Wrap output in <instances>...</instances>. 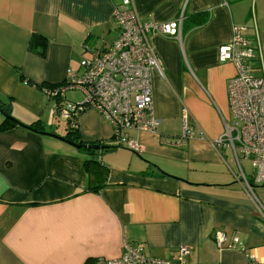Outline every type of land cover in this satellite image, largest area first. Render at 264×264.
<instances>
[{"label":"crops","instance_id":"crops-1","mask_svg":"<svg viewBox=\"0 0 264 264\" xmlns=\"http://www.w3.org/2000/svg\"><path fill=\"white\" fill-rule=\"evenodd\" d=\"M132 1L143 20L183 13L179 40L148 35L161 63L150 73L155 132L128 131L142 147L134 152L89 108L76 116V141L112 147L92 155L18 125L1 131L0 264H85L119 256L124 242L171 260L185 245L184 264H264V214L226 170L222 153L235 163L232 151L212 144L232 122L227 83L235 66L218 60V48L233 26L248 27L262 59L250 72L264 73V0ZM120 2L0 0V101L10 115L46 130L63 101L36 86L60 85L67 69L107 49L119 34ZM34 34L46 38L44 57L29 49ZM183 109L192 136L178 145ZM219 229L236 234L244 251L219 250Z\"/></svg>","mask_w":264,"mask_h":264},{"label":"built area","instance_id":"built-area-1","mask_svg":"<svg viewBox=\"0 0 264 264\" xmlns=\"http://www.w3.org/2000/svg\"><path fill=\"white\" fill-rule=\"evenodd\" d=\"M119 34L113 43L92 59H81L79 70L67 69L63 83L45 89L51 98L63 101L54 104V114L76 129V116L85 109L98 111L111 125L119 146L134 152L142 147L127 135L130 130L154 133L160 119L155 116L152 100L151 70L161 72V63L149 42L150 33L179 40L183 13L171 21L156 23L143 20L132 0H121L114 10ZM248 27L233 26L230 40L218 48V60L235 66V74L227 83V100L232 122L224 124L221 137L212 144L219 150L229 148L237 167L235 174L250 195L258 210L264 214V205L253 194L252 183L264 184V73L253 75L251 65L262 62L258 44L246 33ZM80 91L79 102L65 100L67 91ZM186 109L182 112V132L175 143L182 145L192 136ZM162 142H168L161 137ZM249 160L254 170L249 179L241 165ZM219 250L244 251L240 239L225 229L214 233ZM123 252L116 257L98 259L94 264H184L188 247L178 248L174 259L148 256L143 247L124 242Z\"/></svg>","mask_w":264,"mask_h":264},{"label":"rangeland","instance_id":"rangeland-1","mask_svg":"<svg viewBox=\"0 0 264 264\" xmlns=\"http://www.w3.org/2000/svg\"><path fill=\"white\" fill-rule=\"evenodd\" d=\"M82 98H83V96H82L80 91L70 90V91L66 92V99L68 101H80ZM50 119H51V122L46 124V130L47 131L52 130V131H54L53 133L59 134V135L66 134L69 131V123L67 121L61 119L60 117L53 116L52 114L50 116ZM52 139H54V138H52ZM62 143H63V145H65L66 149H74L73 147L69 146L68 144H66L64 142H62ZM222 154L224 155V159L227 162V163L226 162H223V163H224L228 173L231 174L229 168L233 172L236 173L237 169H236L235 163L232 161L231 152L228 150H226V151L224 150V152ZM227 164H228V166H227ZM241 165L243 167L245 174L248 176V178L253 179L254 170L252 169V167L250 165V161L249 160H242ZM252 185H253V194L260 201V203L262 205H264V185L259 184V183H254V182L252 183Z\"/></svg>","mask_w":264,"mask_h":264},{"label":"trees","instance_id":"trees-1","mask_svg":"<svg viewBox=\"0 0 264 264\" xmlns=\"http://www.w3.org/2000/svg\"><path fill=\"white\" fill-rule=\"evenodd\" d=\"M200 21H197V24H199ZM46 38L43 36V35H40V34H34L30 40V43H29V49L30 51L36 53L37 55L41 56V57H44L45 56V51H46ZM19 77L22 79V80H26L28 81L27 79L24 78V76L22 74L19 75ZM36 86V85H35ZM38 88H41L43 90V88H46V89H52L54 88L55 86L54 85H48V84H42V85H39V86H36ZM0 109L3 110L4 112L9 113V108L7 107V105L3 102L0 101ZM30 126L34 127L35 129H38V130H43V128L41 126H39L36 122L35 123H31L29 124ZM13 126H16V124L9 120V119H4L2 121V123L0 124V132L1 131H4V130H7L9 129L10 127H13ZM70 131H68L64 137H66L67 139L69 140H75L76 141V137H75V129H69ZM77 143H79L78 141H76ZM108 148H112V147H107V146H104L103 149L105 150H108ZM83 152L85 153H88V154H93L95 151L93 150H90V149H82ZM93 164V163H96V160L91 157L90 159H87L84 161V166H85V169L86 170H89L88 168V165L89 164ZM89 190H92V191H97V189H89ZM95 259H89L85 264H94L95 263Z\"/></svg>","mask_w":264,"mask_h":264},{"label":"water","instance_id":"water-1","mask_svg":"<svg viewBox=\"0 0 264 264\" xmlns=\"http://www.w3.org/2000/svg\"><path fill=\"white\" fill-rule=\"evenodd\" d=\"M0 113L2 114V116L4 117V119H9L11 121H13L16 125L23 127L25 129H29L31 131H34L42 136H48L54 139H57L59 141H62L74 148H76L77 150H82V149H90L93 151H97V150H101L104 148V146H100L98 144H82V143H77L74 142L72 140L67 139L66 137L59 135V134H55L51 131H46V130H38L35 129L34 127L30 126V125H26L24 123H22L21 121H19L18 119H16L15 117H13L12 115L4 112L3 110L0 109Z\"/></svg>","mask_w":264,"mask_h":264}]
</instances>
